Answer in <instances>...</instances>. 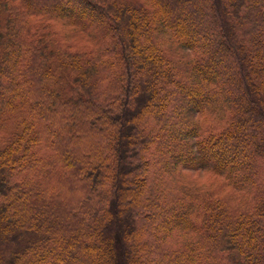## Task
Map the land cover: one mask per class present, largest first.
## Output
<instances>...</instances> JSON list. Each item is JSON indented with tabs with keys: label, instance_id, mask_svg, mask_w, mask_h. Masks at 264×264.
<instances>
[{
	"label": "trees",
	"instance_id": "1",
	"mask_svg": "<svg viewBox=\"0 0 264 264\" xmlns=\"http://www.w3.org/2000/svg\"><path fill=\"white\" fill-rule=\"evenodd\" d=\"M0 264H264V0H0Z\"/></svg>",
	"mask_w": 264,
	"mask_h": 264
},
{
	"label": "rangeland",
	"instance_id": "2",
	"mask_svg": "<svg viewBox=\"0 0 264 264\" xmlns=\"http://www.w3.org/2000/svg\"><path fill=\"white\" fill-rule=\"evenodd\" d=\"M161 41L163 42V45L165 47V49L169 52V54L173 57V58H181L184 61L188 60V57L190 55H186V51H184L183 49H181L179 46H177L172 39L169 37V35H164L161 36ZM209 174H205L203 176H198L197 174H195L194 176H190V180H193L199 184H206L207 186H210L212 183L210 182V178H209Z\"/></svg>",
	"mask_w": 264,
	"mask_h": 264
}]
</instances>
